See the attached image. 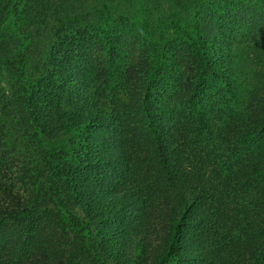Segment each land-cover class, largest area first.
Here are the masks:
<instances>
[{
    "label": "trees",
    "instance_id": "obj_1",
    "mask_svg": "<svg viewBox=\"0 0 264 264\" xmlns=\"http://www.w3.org/2000/svg\"><path fill=\"white\" fill-rule=\"evenodd\" d=\"M243 7L0 0V114L32 143L12 172L0 122V264H264V23Z\"/></svg>",
    "mask_w": 264,
    "mask_h": 264
},
{
    "label": "rangeland",
    "instance_id": "obj_2",
    "mask_svg": "<svg viewBox=\"0 0 264 264\" xmlns=\"http://www.w3.org/2000/svg\"><path fill=\"white\" fill-rule=\"evenodd\" d=\"M88 3L91 4V1H89ZM236 3L243 4L244 5L243 8H247L248 6L253 5V7L256 8V11L254 12V14H256L257 18H260L261 23H264V0H236ZM117 7L119 11L128 9V6L122 3ZM240 21L243 22V20H240ZM233 53L236 56L237 60L241 62L240 63L241 67L243 64H245L244 71L247 73V77L249 78V86L246 85L248 89L251 87L250 82L252 83V79L253 80L255 79V71L258 70V67L254 64H246L245 62L242 61V59L247 56L248 51L244 50L241 46L238 47L236 50H234ZM0 122H1V125H4L5 130L8 133V136L6 137L7 147L9 148L8 149L9 151L8 160L13 159L11 171L15 172L17 169H21V167H25L22 170V172L24 173L27 170V167L25 166L26 164L24 161H28L27 156L30 154L29 148L31 147L32 143L27 141L28 139L27 136L23 137V134L16 129L14 125V120L11 117L5 114H0ZM71 138L72 136L69 134L59 139H50V140L47 137L43 136L42 140L47 145L57 146V145H67ZM35 145L36 143L34 141L32 149L35 147Z\"/></svg>",
    "mask_w": 264,
    "mask_h": 264
}]
</instances>
